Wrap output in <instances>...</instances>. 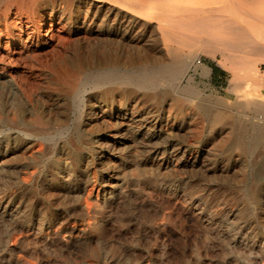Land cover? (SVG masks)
<instances>
[{
  "label": "rangeland",
  "instance_id": "374dc122",
  "mask_svg": "<svg viewBox=\"0 0 264 264\" xmlns=\"http://www.w3.org/2000/svg\"><path fill=\"white\" fill-rule=\"evenodd\" d=\"M120 1L111 0L138 16L136 25L84 19L77 0L39 3L35 12L54 10L56 20L65 12L64 28L48 46L30 33L33 43L16 57L4 51L0 20V76L22 93L0 80V264H264V101L261 109L244 102L264 99V64L226 46L213 26L176 25L175 35H193L181 48L190 53L163 78L155 71L183 41L157 29L169 12ZM9 15L34 18L17 3ZM196 15L189 18L206 16ZM147 74L154 92L118 84ZM74 79L72 101L65 83ZM216 112L221 119L210 123ZM123 114L155 121L159 140L148 142L135 120L124 132L115 118ZM26 144L33 148L23 152ZM21 156L34 158L27 169Z\"/></svg>",
  "mask_w": 264,
  "mask_h": 264
},
{
  "label": "bare ground",
  "instance_id": "6f19581e",
  "mask_svg": "<svg viewBox=\"0 0 264 264\" xmlns=\"http://www.w3.org/2000/svg\"><path fill=\"white\" fill-rule=\"evenodd\" d=\"M46 1L53 3V4L56 3V0H0V11H1L0 20H1V24L4 28V30L6 31L5 33L8 34V37H6V39L4 41L0 40V42L3 41L1 43H3L4 51H6L8 56H13V55H15V57H16V55L20 56L21 53L23 52V50L28 49L27 44L33 43V39L31 38L30 33L31 34H41L40 36H35L36 43H42L43 45H47V46L53 43V39L59 38V36L55 33L61 32L60 29L64 28V25L62 24L61 19H62V15H64L65 12H63L61 10L60 17L58 20L55 19L56 12L54 10H52L49 14H47V13L46 14L45 13L40 14V13L35 12V9H37L35 7L39 3L46 2ZM70 1L71 0H59V2L63 3L65 6H67ZM134 1L137 3V0H134ZM144 2L150 8L161 9V10H164L166 12H169V14H166L164 17H163V15H161L163 17L162 20L160 21V22H162V24H160V22H158V24H157V29L163 35L162 37L164 40L173 41L174 43L175 42L178 43L179 40H183L182 42L179 41V44L176 48V49L180 50L178 53L175 51V49H173V47L168 48V55L171 58V63L169 64V66H166V65L160 66L155 71V73H160L163 78H167V76L172 77V76H175L176 74H178L180 72V70H182V68H183V66L181 67L182 60L186 61V58L188 57V55L190 53L189 51L187 53H182L181 48H182V46L187 47V45H185L186 44V38L192 39L191 37L193 35L191 36L189 34L190 37H181V36L175 35V33L172 30V27L175 28L174 26H176V25H179L177 27H179L181 29H182V27H184V28L194 27L199 31H206L207 30L206 27L213 26L212 29L220 30V31H222V33H225V35H226L225 39H229L231 42V44H229V42L227 41V43L229 45L227 43H223V40H224L223 35H222L223 38L217 37L219 39L218 42L219 41L222 42V44L218 43L219 45H221V47L223 46L225 48L226 46H229L230 48L232 47L234 50L240 49V50H238V52L243 50V49L251 51V52H253V53H251V55L254 54L256 56L255 59H256V62L258 63V66H260L261 64H264V0H248V2H245V3H241L239 0H144ZM12 3H17L18 5L25 7L26 10L33 13L34 18H33L32 22L29 23L28 21H24L23 18H21V17L12 18L9 15V6ZM77 4L86 5L85 18L84 19L89 18L90 21H99L100 23H103V25H104V22H106V20H109L111 17H113V18L117 17V18H120L121 20L127 22L128 24H132V26L137 24V20H136L137 18L136 17H138V16L135 17L134 15H131V16L128 15V14H130V12L127 9V6L120 5V4H118V2H117V4H118V6L120 5V7H116V2L114 5L111 2V0H91V1L77 0ZM70 5H72V4H70ZM126 5H128V4L126 3ZM51 8H53V7H51ZM156 12H159V11H156ZM156 12H155V14H157ZM132 13H133V11H132ZM159 13H161V11ZM236 13H242L244 15L247 14L248 19L247 20L244 19L245 21H240L241 19L237 18L239 16H237L238 14L236 15ZM194 14H195V16H197L196 14H204V15L206 14V16L202 17V15H201L200 18L199 17L196 19L194 18L195 20L193 19V17L189 18ZM207 15L214 16V18L210 19L207 17ZM241 18H243V17H241ZM190 19H193V20L191 21ZM43 26H45V27L48 26V27H46L45 33H40V29ZM245 26H247V28ZM54 29H55V31H54ZM28 30H30V31H28ZM109 31L113 34H116L115 29L111 30V28H110ZM101 32H104V30L102 29ZM208 37L211 39H214L215 36L210 35ZM9 44H13V47H10ZM17 45H20L22 47V50H17L16 49ZM177 63H179V64L177 65ZM9 79H11V78H9ZM9 79L8 78L5 79L2 76H0V80L2 82L8 83V88L11 91V93H13V95H16L17 97L20 96V94H22V93L19 90V86L13 82H10ZM175 79H176V77H175ZM109 82H110V80H109ZM239 83H241V82H239ZM78 84H79V82L76 79L70 80L69 82L65 83V88L67 89L69 96L71 97L72 101L76 100V98H77V95H78L77 88L79 86ZM118 84L121 86H124V88H126V87L134 88L135 90H137L139 92H147L149 90L154 92L158 83L156 80L153 79V76L151 77L150 74H147V75H142V76L139 75L138 80L133 82V83L130 82L128 79L124 78V79L120 80L118 82ZM232 87H234V86H232ZM189 96L190 95H188V93H183V97L185 99L189 98ZM155 98L156 97L154 95H151L149 99H155ZM262 101H264V99H263L261 94L259 97L256 96V97H251V98L250 97L244 98V102L246 103V105H248L254 109L255 108L261 109L262 106L264 105V104L261 105ZM197 109L199 110V106H197ZM132 115L131 116L126 115V114L115 115L116 120H119L118 124L124 125V129H123L124 132H127L130 129L131 130L134 129L132 126L129 125V123L132 122L133 120H135L137 123H139L138 128L145 129L144 134L147 135V137H148L147 141L148 142H151L152 140H157L159 138V133H160V125L159 124H157L154 121V123L150 125V120H149V118H147V116L138 115V116L134 117ZM204 115L209 117V115L207 113H205ZM220 119H221V115L217 114V112H216V115H213V119H211L210 123L211 122H218ZM254 132H256V131L254 130ZM23 146H25L24 148H22L23 152L26 149L28 150L29 148L30 149L33 148L32 146H29L27 144L23 145ZM6 154H7V152L4 155H6ZM36 154H38V153H36ZM33 156H34V154H33ZM33 156L30 158H26L25 156H21L20 160L25 162V163L20 164V169H27V167H29L28 166L29 163H28L27 159L32 160V162H33L34 161ZM4 161H3V159H0V168L3 167V165L5 164ZM84 204H85L84 206H86V207L91 205L90 203H88L86 201ZM74 232H75V230H70V229L68 230L65 228H63V230H62V234L65 233L67 235H72ZM77 233L78 234H76L75 236H79V232H77Z\"/></svg>",
  "mask_w": 264,
  "mask_h": 264
},
{
  "label": "crops",
  "instance_id": "0c3cea01",
  "mask_svg": "<svg viewBox=\"0 0 264 264\" xmlns=\"http://www.w3.org/2000/svg\"><path fill=\"white\" fill-rule=\"evenodd\" d=\"M222 72L220 71V70H217V69H214V71H213V75H214V79L215 78H219V75L221 74Z\"/></svg>",
  "mask_w": 264,
  "mask_h": 264
}]
</instances>
